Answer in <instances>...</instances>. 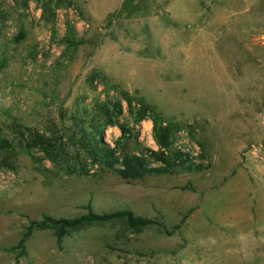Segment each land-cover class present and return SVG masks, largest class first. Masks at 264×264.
<instances>
[{
  "label": "rangeland",
  "instance_id": "obj_1",
  "mask_svg": "<svg viewBox=\"0 0 264 264\" xmlns=\"http://www.w3.org/2000/svg\"><path fill=\"white\" fill-rule=\"evenodd\" d=\"M46 1L0 0V264H264V0H190L174 14L176 0H125L102 22L82 0L43 12ZM123 93L173 124L175 146L204 169L126 182L65 174L24 148L27 128L59 124L60 112L71 126L72 114ZM132 127L158 148L150 120ZM119 134L107 127L103 138ZM88 209L157 224H83L59 243L46 225L18 247L29 221Z\"/></svg>",
  "mask_w": 264,
  "mask_h": 264
},
{
  "label": "trees",
  "instance_id": "obj_2",
  "mask_svg": "<svg viewBox=\"0 0 264 264\" xmlns=\"http://www.w3.org/2000/svg\"><path fill=\"white\" fill-rule=\"evenodd\" d=\"M17 1V0H15ZM26 6L30 0H21ZM53 0L43 3V12L50 8ZM61 0H55L60 3ZM21 39V36L16 40ZM75 45L73 42H67ZM123 98L105 100L97 103L88 112L72 114L68 121L71 126L63 125L66 113H59V124L50 123L42 130L27 128L28 136L24 140V148L38 150L54 167L65 174H88L90 171L110 172L126 182L141 181L153 175H173L178 172H198L204 165L193 152L175 146L174 127L156 112V109L142 101L133 106V100L123 93ZM123 101L126 103L128 119L121 121L124 115ZM144 120L152 123V138L158 147L156 150L141 144L137 132L132 126ZM107 127L118 128L120 134L107 143L104 131ZM21 133V132H18ZM3 146L9 144L8 139L0 136ZM8 147V146H6ZM36 159V158H35ZM38 161V159H36ZM122 219L132 229L143 228L157 222L135 216L130 210L113 213H95L88 209L85 215L75 218H53L46 214L41 221L31 220L18 243L20 249L34 228L50 225L57 228V241L69 229L83 224L104 223Z\"/></svg>",
  "mask_w": 264,
  "mask_h": 264
},
{
  "label": "crops",
  "instance_id": "obj_3",
  "mask_svg": "<svg viewBox=\"0 0 264 264\" xmlns=\"http://www.w3.org/2000/svg\"><path fill=\"white\" fill-rule=\"evenodd\" d=\"M124 1L125 0H118V2H115L112 5H110V7L106 8L107 6L106 7H104V5L102 6V2L100 0H82V7H83L84 14L87 18L91 19L93 22H102L109 15L118 11L121 8ZM188 1L190 0H176L171 5V10L173 14L175 13V10H176V6H177L176 4L181 3V2H183L184 4V3H188ZM104 8L106 9L104 10ZM176 11L179 12V10H176ZM99 12H102V15H100ZM181 16L183 18H191V19L195 18L192 12L188 13V12L182 11V14L179 17Z\"/></svg>",
  "mask_w": 264,
  "mask_h": 264
}]
</instances>
